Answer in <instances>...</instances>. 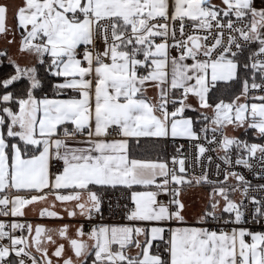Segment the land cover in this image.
<instances>
[{
	"label": "snow or ice",
	"instance_id": "snow-or-ice-1",
	"mask_svg": "<svg viewBox=\"0 0 264 264\" xmlns=\"http://www.w3.org/2000/svg\"><path fill=\"white\" fill-rule=\"evenodd\" d=\"M0 42V217L77 221L0 220V264H264V0H0Z\"/></svg>",
	"mask_w": 264,
	"mask_h": 264
},
{
	"label": "built area",
	"instance_id": "built-area-1",
	"mask_svg": "<svg viewBox=\"0 0 264 264\" xmlns=\"http://www.w3.org/2000/svg\"><path fill=\"white\" fill-rule=\"evenodd\" d=\"M199 126V125H198ZM211 135V134H209ZM239 135V134H238ZM251 142H261L259 140L255 139L252 140ZM167 143V154H166V160L169 162V164L171 163V156L174 154V148H173V145H172V141L169 140L166 142ZM177 144H183L184 145V152H185V155H188L189 153H192L194 152V148L192 147V144L195 143V142H189L185 139H177L176 141ZM206 144V142H205ZM206 146L208 147H211V148H217L218 146L213 144V145H207ZM234 149H233V159H235V156H234ZM209 155H211L213 157V163L212 165L210 166L209 170L210 172H212L213 174L215 173V165L217 163H219L221 165V168L225 167L222 163V161H220L219 159H217L218 156L220 155H223V152L222 151H217V152H210L208 153ZM205 164H207V162L205 161ZM236 171H241V172H244V174L247 176L248 179H251L253 180V182L255 183L256 182V179L257 178H254L253 176L249 175L247 170H244L242 169V167L240 166H236L235 169ZM199 171V168L197 169V172ZM213 178H215V176L213 175ZM222 179V177H221ZM24 194V193H22ZM122 195V192L118 189L116 191H109L105 194V203H104V212H103V219H100L99 217H97L93 223H96V224H103V225H123L125 223H127V221H125L123 218H122V215L119 211L115 212V213H112L108 210V203L109 201L111 200V202L113 204L116 203L117 201V198H119L120 196ZM160 199H163V200H167V197H161ZM120 203L123 204L125 203V201L123 200H120ZM0 220H3L5 222H13V221H19V222H30V221H44L45 219L44 218H39L38 216H24V217H16V218H13V217H0ZM68 220L70 221L71 219L68 218ZM75 221V220H74ZM77 222V221H76ZM194 220H191L189 221V223H193ZM255 227V230L259 231L261 230V227L260 226H254ZM17 235H19V232L17 233Z\"/></svg>",
	"mask_w": 264,
	"mask_h": 264
},
{
	"label": "crops",
	"instance_id": "crops-1",
	"mask_svg": "<svg viewBox=\"0 0 264 264\" xmlns=\"http://www.w3.org/2000/svg\"><path fill=\"white\" fill-rule=\"evenodd\" d=\"M3 2L8 3L10 6L11 5H15L18 4L20 2V0H3ZM15 21L13 19V12L10 10L9 14H8V18H7V25L9 27H14L15 26ZM17 40H19V35H17ZM0 47H4V44L2 42H0ZM16 52V48L15 45L11 46L10 48V54L13 55V58H18L15 55ZM21 64H24L27 62V60H21L20 61ZM163 143V142H161ZM167 144V143H166ZM154 148L155 151L152 152L151 149ZM160 148V144H157L155 146H153L151 143H148L146 145H144L143 148H141L140 150L137 151V155L138 156H142V157H146V158H150V159H157L158 155H159V150ZM159 157H162L159 155ZM166 160V158H164ZM207 191L208 189L206 188H196V189H192L189 190L186 194L183 195L182 199L184 200V202L186 204H190L191 205V209L190 211L186 214L187 215V219L188 221L194 220L193 219V213L199 212V210L203 207L204 204V200L206 198L207 195ZM51 199V197L49 198ZM43 205H35L34 207H36L37 209L39 207H42ZM58 209H59V205H57ZM26 215L25 216H36L33 214L31 208L26 209ZM44 221H30L29 223L32 224H45L47 227H55L57 225H61L64 223H69V224H76L77 222L74 220H68V218L66 217L64 220H51V219H47L44 218Z\"/></svg>",
	"mask_w": 264,
	"mask_h": 264
},
{
	"label": "trees",
	"instance_id": "trees-1",
	"mask_svg": "<svg viewBox=\"0 0 264 264\" xmlns=\"http://www.w3.org/2000/svg\"><path fill=\"white\" fill-rule=\"evenodd\" d=\"M12 71H13V69H12L10 66H5V67H3V68H0V73H9V72H12ZM186 115H188V116H192V115H194V114H193L192 112L189 111V112L186 113ZM240 138H242V139H246V140H248L249 142H251L252 140L255 139V136H253L251 132H249L248 135H244L243 130H242V132L240 133ZM164 143H166V142L160 143V148H159V150H158V152L160 151V152H159V155L162 156V158H166V154H167V147H166V149L163 148V144H164ZM151 151L154 152L155 149L152 148ZM159 155H158V156H159Z\"/></svg>",
	"mask_w": 264,
	"mask_h": 264
},
{
	"label": "rangeland",
	"instance_id": "rangeland-1",
	"mask_svg": "<svg viewBox=\"0 0 264 264\" xmlns=\"http://www.w3.org/2000/svg\"><path fill=\"white\" fill-rule=\"evenodd\" d=\"M227 132H228V134L229 135H235V136H238V137H240V133L242 132V130H238V131H232V129L231 128H229L228 130H227ZM239 134V135H238Z\"/></svg>",
	"mask_w": 264,
	"mask_h": 264
},
{
	"label": "flooded vegetation",
	"instance_id": "flooded-vegetation-1",
	"mask_svg": "<svg viewBox=\"0 0 264 264\" xmlns=\"http://www.w3.org/2000/svg\"><path fill=\"white\" fill-rule=\"evenodd\" d=\"M58 242H64V241H59V240H58Z\"/></svg>",
	"mask_w": 264,
	"mask_h": 264
},
{
	"label": "water",
	"instance_id": "water-1",
	"mask_svg": "<svg viewBox=\"0 0 264 264\" xmlns=\"http://www.w3.org/2000/svg\"><path fill=\"white\" fill-rule=\"evenodd\" d=\"M43 225H45V224H43ZM46 226V225H45Z\"/></svg>",
	"mask_w": 264,
	"mask_h": 264
}]
</instances>
